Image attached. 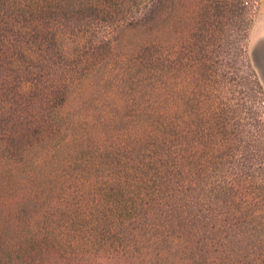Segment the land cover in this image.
I'll use <instances>...</instances> for the list:
<instances>
[{
    "label": "trees",
    "instance_id": "trees-1",
    "mask_svg": "<svg viewBox=\"0 0 264 264\" xmlns=\"http://www.w3.org/2000/svg\"><path fill=\"white\" fill-rule=\"evenodd\" d=\"M244 8L0 0V264H264Z\"/></svg>",
    "mask_w": 264,
    "mask_h": 264
},
{
    "label": "rangeland",
    "instance_id": "rangeland-1",
    "mask_svg": "<svg viewBox=\"0 0 264 264\" xmlns=\"http://www.w3.org/2000/svg\"><path fill=\"white\" fill-rule=\"evenodd\" d=\"M242 5H245L244 12H247L248 18L251 15V23L249 26V36L247 49L250 56V61L253 62L252 53L254 51V57L256 58V64L258 68L254 65V69L257 75V79L261 82L262 87L264 88V0H241ZM244 7V6H243ZM234 79L238 82L243 81L248 75L247 70L240 65L236 64ZM234 75V76H235ZM233 85V84H231ZM230 88V86L228 87ZM227 90L225 89L221 92V97L224 100L228 99ZM238 91L240 89H237ZM214 96L220 97L219 92L213 93ZM242 94L236 96L237 99L234 100L236 105V122H253L257 128L262 132L261 137L264 140V90L257 94V98L251 101L249 98L244 99ZM242 99V100H241ZM251 102H250V101ZM245 111V112H244ZM190 123V122H188ZM259 160L261 164L259 165ZM252 172H263L264 174V160L261 157L255 161H252V165L249 166Z\"/></svg>",
    "mask_w": 264,
    "mask_h": 264
},
{
    "label": "flooded vegetation",
    "instance_id": "flooded-vegetation-1",
    "mask_svg": "<svg viewBox=\"0 0 264 264\" xmlns=\"http://www.w3.org/2000/svg\"><path fill=\"white\" fill-rule=\"evenodd\" d=\"M251 56H252V58H253V62L251 61V63H252V64H255V66L258 68V66H257V64H256V63H257V62H256V58L254 57V51H253V53H252ZM253 66H254V65H253ZM263 90H264V88H263Z\"/></svg>",
    "mask_w": 264,
    "mask_h": 264
}]
</instances>
